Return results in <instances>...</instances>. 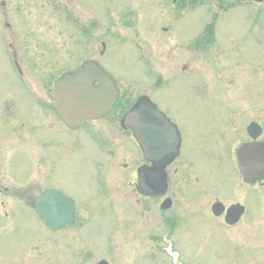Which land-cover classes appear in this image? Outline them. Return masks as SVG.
Returning <instances> with one entry per match:
<instances>
[{"label": "rangeland", "instance_id": "obj_1", "mask_svg": "<svg viewBox=\"0 0 264 264\" xmlns=\"http://www.w3.org/2000/svg\"><path fill=\"white\" fill-rule=\"evenodd\" d=\"M10 44L18 58L26 52V83ZM86 58L101 63L124 94H154L175 110L189 136L204 133L196 147L205 140L208 154L220 149L218 129L235 128L238 143L249 119L264 126V0H0V264H264V185L244 186L248 217L232 227L210 210L216 193L234 195L230 164L223 176L209 173L215 194H205L200 211L187 207L182 178L173 180L176 200L162 219L160 201L144 202L129 177L116 174L117 151L105 154L116 145L101 134L109 117L95 129L85 122L65 142L67 129L47 104L52 72ZM154 81L167 86L156 92ZM198 151L200 159L205 151ZM48 187L76 202L75 222L56 232L34 206ZM235 200L245 201L242 188Z\"/></svg>", "mask_w": 264, "mask_h": 264}, {"label": "flooded vegetation", "instance_id": "obj_2", "mask_svg": "<svg viewBox=\"0 0 264 264\" xmlns=\"http://www.w3.org/2000/svg\"><path fill=\"white\" fill-rule=\"evenodd\" d=\"M13 47H11V44L9 46V55L13 60V64L16 69V75L20 79V81H24L25 83L27 82L26 79V72L24 71V67H22V59L23 63L25 65H29L28 57L23 53V58H18L17 52L12 50ZM24 50V49H23ZM19 53V52H18ZM20 59L21 61H18ZM91 58H86L84 59L79 65H81L85 60H88ZM95 60V59H92ZM32 61V59H30ZM77 65L76 67H78ZM26 67V66H25ZM76 67H69L66 68L63 72L60 73V71H53V78L51 81H53L52 87H51V92H50V98L51 101L47 102V104L52 103V111L46 110L47 113H50L53 117H56L54 119L58 124H61L60 126L64 129L66 128L67 131H63L65 135H67V141L69 142L71 139H74L76 137L75 135L72 134V131L75 129L80 128L81 126L84 125L85 122H90L91 127L93 122L99 121L100 119L104 117H109L111 119V124H109L110 128L107 127L104 132L101 134L105 136L107 134L106 138H111L116 142L115 147L106 149L103 148V145L100 148H103L105 151V154L108 155V153L115 154L114 152L117 151L116 154L119 155V158L113 160L116 161V174L118 173L121 177H129L130 183H129V188L131 190H134V192H137L138 195L143 199L145 202H150L152 201H160V213H162V219L167 215L168 209L173 205V203L176 200V195L174 194V189L172 190L173 186L171 185L173 183V180L175 179H181L185 184V189L182 191L183 193V198L187 200V207L189 208L190 206L192 208H196L197 210H201L202 204H203V198L205 197V194H211V189L209 191L208 186L206 183L210 185V181L214 182L213 179H210V174H212V169H215L218 174L222 173L223 176V171L225 170V166L227 164L231 165V170H235L237 173V178L236 176L232 179L233 181V189H234V195L232 196L231 194L227 198H223L221 195H214L213 201L210 203V210L213 213L215 218H218L219 221L222 219V221L225 224V228L232 227L236 225L237 223L240 222L241 219L247 218V213H248V191L245 187H250V186H256V185H264V177L261 179H257L256 181L252 182L249 181L245 178L243 175L240 167L238 166L237 163V152L238 149L246 144H251L252 142H264V126L263 124L258 120V119H249V123L245 126L246 130V138L239 140L238 143H235L236 140V135H234V129L233 127H227L226 130H217V137H219L217 144L219 146V150H216V152H213L211 154H208L206 149V141L203 140L200 142V144L196 147L197 140L198 138L202 137L203 139L205 138L204 133L203 134H193L192 136H189V131L184 130V126L182 127V124L180 122L181 119L178 118L177 112L175 110L169 109L162 104V102L158 101L156 98L148 94V93H140L136 95L135 97H132L124 94L123 93V87L121 86V83L117 80V87L119 89V95L117 97V100L115 101L112 109L107 112L105 115L96 118V119H84L81 121V123L76 126V127H71L68 125L65 120L59 115L55 103H56V98L54 95V88L56 83L62 78L65 73L69 72L70 70L75 69ZM34 68L36 69V65H34ZM45 81H49L46 77H44ZM99 82H96V85H98ZM28 85V84H27ZM153 88L157 92L161 90L162 88H165L167 86L166 81H154L153 82ZM31 95L34 96L32 91H30ZM143 96H147L149 100L154 103L159 112L162 114L163 119L169 124V128L167 131V134L161 135L159 137V141H156L155 138L151 139L152 144H157L159 148V152L156 150H151L150 155H146L145 151L143 150L142 144L140 142V139L136 135V130L132 127H130L127 124V118L129 114L132 112L134 108H136L140 103L141 99ZM34 96V100H35ZM36 101V100H35ZM44 103V102H43ZM43 103L41 104V107H43ZM48 105L45 104L46 107ZM43 111L45 110L42 109ZM43 114V113H42ZM41 114V116H42ZM156 114V113H155ZM120 117L119 120V125H113L114 122H117V119ZM159 121L154 120V123H159L160 125H163L161 123V120H163L161 117H159ZM228 124L231 125L232 122L229 118H227ZM183 123L184 121L181 120ZM224 122V120H223ZM191 124H193L192 121H190ZM251 123H256L258 126L256 128L261 129L260 134L253 138V136L250 134L248 128ZM188 125V124H186ZM95 129V128H94ZM116 129L118 132L122 134V137L116 133ZM125 133H128L133 141L136 144L137 150L140 151V153L137 155L133 149L129 150L124 141H125ZM192 133V132H191ZM15 134V133H14ZM236 134V132H235ZM105 141V138L103 139ZM196 147V148H195ZM198 149H202L205 152L203 153V156L205 153H207L209 156V159L207 161H203L202 158L199 159V151ZM175 150V155L171 157V152ZM195 150H197V156L195 155ZM114 151V152H113ZM191 153V154H190ZM128 154V159L129 161L124 162L120 165H118L117 161H120V158L124 155ZM112 155V156H113ZM197 159L200 160V162H203L204 164L207 165V171L206 174H203V170H201L198 167V162ZM168 161V162H167ZM211 164L214 165L213 168H210ZM196 169L202 172H196ZM205 170V169H204ZM210 173V174H209ZM209 178V179H208ZM237 179V181H236ZM123 180V179H122ZM132 180V181H131ZM239 180V181H238ZM196 182V183H195ZM240 182V183H239ZM146 183V184H145ZM220 184V182H218ZM240 184V185H238ZM148 188H146V186ZM245 186V187H244ZM236 187L242 188V190L245 193V201L244 200H235L236 196ZM53 188V187H48ZM210 192V193H209ZM172 194L174 196H172ZM215 194V193H213ZM247 198V199H246ZM145 199V200H144ZM170 201V205L166 208L163 207V204L167 201ZM193 204V205H192ZM208 204V203H207ZM216 204H220V210L218 213L215 211L214 206ZM236 204H240L243 206V212L239 219L231 223L227 221V214L229 209ZM201 205V206H199ZM76 210V209H75ZM202 212V211H201ZM204 213V212H202ZM250 216V215H249ZM164 242L167 246H172L174 242L172 241L170 236H163Z\"/></svg>", "mask_w": 264, "mask_h": 264}, {"label": "water", "instance_id": "obj_3", "mask_svg": "<svg viewBox=\"0 0 264 264\" xmlns=\"http://www.w3.org/2000/svg\"><path fill=\"white\" fill-rule=\"evenodd\" d=\"M96 81H99L98 85H95ZM118 94L114 77L94 60H86L78 68L65 73L54 88L56 109L71 127L78 126L84 119H96L105 115L112 109ZM159 117L163 119L157 106L147 96H143L141 103L127 118V124L136 130V135L148 156L151 150L159 152L157 144H152L151 139L159 141V137L167 134L169 128L164 119L161 120L163 125L154 123V120L160 122ZM257 126L256 123H251L248 128L253 138L261 132ZM174 155L175 150L171 152V157ZM237 163L247 180L254 182L263 178L264 142L255 141L241 146L237 152ZM34 204L45 226L50 230H58L74 222L75 200L57 189H46L35 199ZM169 205L168 200L163 207ZM214 209L217 213L222 210L220 204H216ZM242 212L243 206L233 205L228 211L227 221L236 222ZM96 264L109 262L102 259Z\"/></svg>", "mask_w": 264, "mask_h": 264}]
</instances>
